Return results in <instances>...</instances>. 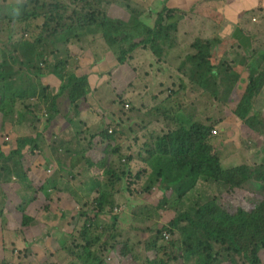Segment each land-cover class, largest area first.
I'll return each mask as SVG.
<instances>
[{"label": "rangeland", "instance_id": "obj_1", "mask_svg": "<svg viewBox=\"0 0 264 264\" xmlns=\"http://www.w3.org/2000/svg\"><path fill=\"white\" fill-rule=\"evenodd\" d=\"M172 1L0 0V181L16 174L31 196L0 190V264H199L207 239L211 264H264V0L240 3L257 26L231 20L212 38L191 29L201 6ZM113 20L121 29H104ZM74 114L94 130L74 129ZM192 123L209 126L222 169L257 171L192 190L158 177L156 138ZM211 201L252 225L215 242L183 217Z\"/></svg>", "mask_w": 264, "mask_h": 264}, {"label": "trees", "instance_id": "obj_2", "mask_svg": "<svg viewBox=\"0 0 264 264\" xmlns=\"http://www.w3.org/2000/svg\"><path fill=\"white\" fill-rule=\"evenodd\" d=\"M240 10V6L231 10V18L234 23L237 22V12ZM122 25L123 22L121 20L103 22L104 29L115 27V29L118 30L122 27ZM174 26L175 24L171 25L170 28H173ZM224 28L226 30L229 27L225 25ZM105 34L107 36V41L111 42L114 35L109 33L107 30L105 31ZM221 35H223V33ZM164 38L169 40L168 33L164 34ZM205 40L206 43L210 45V41L207 39ZM177 58L178 55H176V59ZM20 60L25 62V60L21 57ZM118 61L122 63L123 59L118 58ZM165 69L171 70V67L166 60L163 66V71ZM258 76L259 74H257V79ZM263 86L264 80H262L258 85L257 96L260 94ZM6 89L9 90V88ZM252 95L253 94L251 92L250 96L252 97ZM250 96L247 95L246 99L248 100ZM0 97V113H3L4 102L8 98L7 95L3 94V90L1 91V89ZM241 114L245 115L246 112ZM209 135V126L200 123H192L189 126L183 125L179 129H175L158 136L155 140L154 150L150 160L152 170L155 171L158 177L167 179L170 182L183 181V183L178 185V189L181 190H184L185 188L192 190L198 186L196 185L197 183H205L206 181L209 183L217 182L220 180L222 181L224 178H226L225 180H231L234 183L239 182L244 177L246 179H250L253 172L255 173L257 170L245 168V166H236L230 169L221 168L216 153L210 148V144L208 142ZM244 170L247 171L246 174L243 173ZM16 193L21 195L22 198L23 196H28L24 188L21 190V188L18 187L16 189ZM28 197L31 198V196ZM20 206L21 203L14 204V207L18 211ZM197 215L199 217L196 219L189 214H185L183 217L193 226L200 229L203 234L206 233L209 238L215 240V242H233V232L236 229L239 227L249 228L252 225L249 218L241 211H238L236 214H230L220 209L215 201L208 202L205 206L201 207L197 211ZM23 223H25V220H23ZM222 227H228L229 231L222 229ZM203 245L206 249H210V252L207 255L199 253V264H211V261L216 258V253L212 250L213 243L207 239L203 242Z\"/></svg>", "mask_w": 264, "mask_h": 264}, {"label": "crops", "instance_id": "obj_3", "mask_svg": "<svg viewBox=\"0 0 264 264\" xmlns=\"http://www.w3.org/2000/svg\"><path fill=\"white\" fill-rule=\"evenodd\" d=\"M176 1H178L179 3H174ZM199 1L200 0H173L172 4L175 6H180V7H183V6L187 7L188 6L187 8H185V12H187L191 6H201L202 7L201 8L202 11L200 12L201 16L199 17V19H197V23L191 29L194 33H196V25L205 26L207 29H209V36L204 37V38H212V35L214 33L213 28L217 29L219 27H222L223 30H225L224 26L225 25L227 27L229 26V22L231 20H233L231 18L232 11L230 12L229 10H234V8L231 9V7L229 5L237 6L239 4V6L241 7V10L239 12H237V19H236L237 24H238V22H240V25H242L243 28H246L248 30L251 27L257 26V24H255L254 21L249 18L250 15L248 17H246L245 15H243L242 17H239L240 13L245 10V9H243V4H240V3H242V0H226V2L224 0V2H222V4L218 7H216L217 1H214V2H209L207 0H205L203 2H199ZM258 1L259 0H254V2H258ZM227 2H229V3H227ZM111 5H113V4H111ZM111 5H109V6H111ZM109 6H108L106 11H109ZM140 7L145 9V10H148V9L144 8L143 6H140ZM210 9L213 10L217 14V16H213L212 19L209 16H206L204 14V11L210 10ZM238 17H239V19H238ZM181 18H182L181 20L183 22L184 20H189V18H191V15L188 14V17H186V13L185 14L183 13ZM225 18H226V21L223 25V21L225 20ZM220 19H223V21L220 22ZM260 22H261V25L263 26L264 19L260 18ZM94 50H99L101 52V51H103V48H98V49L95 48ZM94 50H93V52H91V56H94ZM106 52L107 51L105 50L104 53H106ZM160 59H162V62L160 63L159 66L161 67L162 72H163V66H164L165 61H164L163 57H161ZM93 98H94V96H93ZM81 121H82V124H80ZM92 122H94V117H92V116H89L88 118H84L83 115L80 116V115L74 114V116L72 117V123L71 124H72L74 129H77V127L80 125H82L83 128H85L87 126V125H85V123H87L89 125L90 129H87L86 131H89V130L92 131V130H94V125H93L94 123H92ZM0 145H1V141H0ZM3 152H4V154L8 153V151L6 152L5 149ZM35 173H36V170H34L33 167L26 168V174L29 178L34 179L36 177ZM16 178H17V175L13 174V175L9 176V178H7L6 181H0V189L2 190L3 196L6 197L7 201L13 197H17L19 195L16 193V189L13 188L9 182L11 180L14 181L13 179L16 180ZM4 184H6V185L4 186ZM12 212L15 216L17 215L15 213H18V210L14 207V205L12 208ZM5 215H6V213H5Z\"/></svg>", "mask_w": 264, "mask_h": 264}, {"label": "clouds", "instance_id": "obj_4", "mask_svg": "<svg viewBox=\"0 0 264 264\" xmlns=\"http://www.w3.org/2000/svg\"><path fill=\"white\" fill-rule=\"evenodd\" d=\"M256 20V18H254ZM120 21V20H119ZM105 42H107V40H105ZM111 131V130H110Z\"/></svg>", "mask_w": 264, "mask_h": 264}]
</instances>
